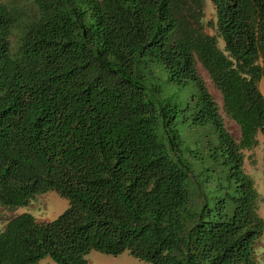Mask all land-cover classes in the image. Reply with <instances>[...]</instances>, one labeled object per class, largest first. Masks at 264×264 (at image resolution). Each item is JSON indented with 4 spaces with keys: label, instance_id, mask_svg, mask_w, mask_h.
Here are the masks:
<instances>
[{
    "label": "trees",
    "instance_id": "1",
    "mask_svg": "<svg viewBox=\"0 0 264 264\" xmlns=\"http://www.w3.org/2000/svg\"><path fill=\"white\" fill-rule=\"evenodd\" d=\"M209 4L0 0V264H264L244 167L264 134V0ZM48 190L58 216L15 212Z\"/></svg>",
    "mask_w": 264,
    "mask_h": 264
},
{
    "label": "rangeland",
    "instance_id": "2",
    "mask_svg": "<svg viewBox=\"0 0 264 264\" xmlns=\"http://www.w3.org/2000/svg\"><path fill=\"white\" fill-rule=\"evenodd\" d=\"M205 16H208L211 11L209 0H205ZM202 76L205 78V82L211 91L214 99L218 104V110L223 117L226 127L229 129L234 137L239 136V127L237 123L227 116L224 112L222 105V98L219 91L213 86L211 81L207 77V73L199 68ZM259 87L264 94V74L259 81ZM257 144L246 150V154L254 159V163L249 164L247 157H245L246 163H244L245 170L253 178L256 189L259 193L258 211L264 221V134L261 131L257 133ZM68 205V199L60 195L55 190H48L42 194H38L33 198L28 205L19 206L15 212L30 211L39 219H53L58 216ZM14 211L3 210L1 215L7 216ZM2 220H0V225ZM260 251L264 253V229L260 236ZM89 261V264H153L151 261L140 259L132 255L128 250H123L119 253H106L98 249H91L85 254ZM37 264H57L49 255L41 258Z\"/></svg>",
    "mask_w": 264,
    "mask_h": 264
}]
</instances>
